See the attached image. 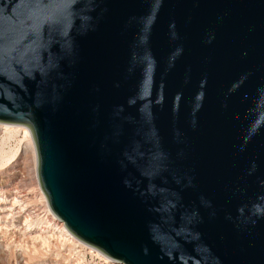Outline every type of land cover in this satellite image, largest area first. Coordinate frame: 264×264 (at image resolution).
<instances>
[{"label":"water","instance_id":"95a60500","mask_svg":"<svg viewBox=\"0 0 264 264\" xmlns=\"http://www.w3.org/2000/svg\"><path fill=\"white\" fill-rule=\"evenodd\" d=\"M0 121L110 259L264 264V0H0Z\"/></svg>","mask_w":264,"mask_h":264},{"label":"rangeland","instance_id":"374dc122","mask_svg":"<svg viewBox=\"0 0 264 264\" xmlns=\"http://www.w3.org/2000/svg\"><path fill=\"white\" fill-rule=\"evenodd\" d=\"M4 128L0 126V264H123L80 240L55 238L61 221L52 218L35 181V149L24 129ZM26 217L30 228L24 225Z\"/></svg>","mask_w":264,"mask_h":264},{"label":"bare ground","instance_id":"6f19581e","mask_svg":"<svg viewBox=\"0 0 264 264\" xmlns=\"http://www.w3.org/2000/svg\"><path fill=\"white\" fill-rule=\"evenodd\" d=\"M0 126L2 127H5L7 129V131L9 129H12V131H14V129L16 128H22L25 130V135L28 139V144L32 146V148L35 149V154H36V145H35V140H34V136H33V133L30 129L29 126L27 125H24V124H15V123H10V122H3V121H0ZM4 128V129H5ZM6 131V130H5ZM12 133V132H9V134ZM35 162H34V170H35V181L37 183L38 186H40V183H39V179H38V173H37V155H35V158H34ZM40 189H41V186H40ZM41 192H42V197H45L46 199V196L44 194V192L42 191L41 189ZM44 195V196H43ZM17 203V200H15L12 204V206H14V204ZM46 203H47V199H46ZM48 204V203H47ZM50 211V210H49ZM14 214L11 215V218H14ZM19 218V217H16V219ZM28 218L29 217H26L25 219V222L26 224V227L27 228H30V225L28 224ZM52 218L56 221H59L52 213ZM16 221V220H15ZM19 222V219L17 220ZM14 222V221H13ZM62 222V221H61ZM61 222L59 224L56 225V231L59 232L58 235L55 237L56 239L58 240H62V241H70L72 239V242H74L75 240L78 242L79 239H77L76 237H74L73 235H71L64 227H63V223L61 224ZM57 223V222H56ZM14 224V223H12ZM8 230V229H7ZM54 237V236H52ZM61 241V242H62ZM75 241V242H76ZM81 241V240H80ZM82 242V241H81ZM83 246V245H82Z\"/></svg>","mask_w":264,"mask_h":264}]
</instances>
